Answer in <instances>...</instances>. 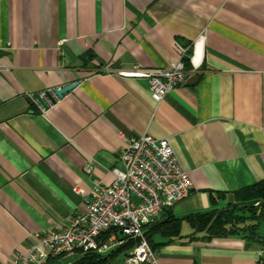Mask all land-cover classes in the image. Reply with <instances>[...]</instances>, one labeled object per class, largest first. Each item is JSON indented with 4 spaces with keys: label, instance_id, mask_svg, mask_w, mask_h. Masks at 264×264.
<instances>
[{
    "label": "crops",
    "instance_id": "1",
    "mask_svg": "<svg viewBox=\"0 0 264 264\" xmlns=\"http://www.w3.org/2000/svg\"><path fill=\"white\" fill-rule=\"evenodd\" d=\"M184 48L186 80L159 103L145 81L94 72L164 69ZM74 83L47 110L28 99ZM141 135L167 140L192 183L177 218L264 180V0H0V264L84 208L74 189L110 186ZM132 251L108 264H131ZM155 253L158 264H264L239 237Z\"/></svg>",
    "mask_w": 264,
    "mask_h": 264
},
{
    "label": "built area",
    "instance_id": "2",
    "mask_svg": "<svg viewBox=\"0 0 264 264\" xmlns=\"http://www.w3.org/2000/svg\"><path fill=\"white\" fill-rule=\"evenodd\" d=\"M185 59L190 63L188 48L181 51L178 61L164 69L132 65L114 70L96 69L94 72L145 81L151 99L159 103L185 82ZM46 92L53 94V91ZM46 92L36 95L49 105ZM36 95H28V99L40 109ZM118 160L121 169H112L114 180L110 186L95 187L90 194L74 189L75 193L87 197L84 208L64 226L31 235L22 252L5 264H49L75 253L104 255L119 245L117 237L137 241L129 261L131 264H158L156 253L147 243L145 228L164 211L187 199L192 193V183L167 140L149 135L130 138L121 149ZM112 230L117 236L104 239V235Z\"/></svg>",
    "mask_w": 264,
    "mask_h": 264
},
{
    "label": "trees",
    "instance_id": "3",
    "mask_svg": "<svg viewBox=\"0 0 264 264\" xmlns=\"http://www.w3.org/2000/svg\"><path fill=\"white\" fill-rule=\"evenodd\" d=\"M87 55L90 56V53ZM184 63L187 68L188 60L185 59ZM220 199L221 197H212V204H217ZM262 221H264V180L240 190L233 203L215 207L209 212L191 213L177 218L172 214L171 209L166 210L157 221L145 228V236L153 252L175 240L194 243L233 237H239L247 246L264 248V237L260 234ZM182 222L188 224L191 233L187 235L181 233ZM112 235L117 236V232L109 231L103 238L108 239ZM156 238L162 241L156 242ZM117 239L119 246L110 253L106 255L83 253L72 264H108L120 254L132 251L137 245V241L131 238L117 237Z\"/></svg>",
    "mask_w": 264,
    "mask_h": 264
},
{
    "label": "water",
    "instance_id": "4",
    "mask_svg": "<svg viewBox=\"0 0 264 264\" xmlns=\"http://www.w3.org/2000/svg\"><path fill=\"white\" fill-rule=\"evenodd\" d=\"M77 86V83L59 88V89H54L53 90V94L46 92L45 96L49 102V105H54L56 102V99H62L63 96L71 91L73 88H75ZM37 103L39 104V106L42 108V110H47L49 105H47L45 103V101L41 100L37 95L35 96Z\"/></svg>",
    "mask_w": 264,
    "mask_h": 264
},
{
    "label": "rangeland",
    "instance_id": "5",
    "mask_svg": "<svg viewBox=\"0 0 264 264\" xmlns=\"http://www.w3.org/2000/svg\"><path fill=\"white\" fill-rule=\"evenodd\" d=\"M183 225H184V227H182V234L186 233V232L188 231V229H190V228L188 227V224H186L185 222H184ZM260 234L264 237V221H262V223H261ZM263 249H264V248H263ZM80 256H81V255H80L79 253H76V254L72 255V258H71V259H72V260H76V259H78ZM57 261H59L60 264H65V261H64L63 258H60V259H58Z\"/></svg>",
    "mask_w": 264,
    "mask_h": 264
}]
</instances>
